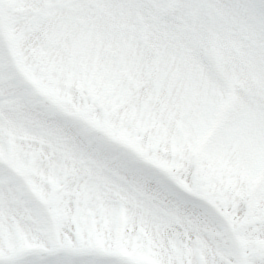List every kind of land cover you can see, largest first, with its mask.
Here are the masks:
<instances>
[{
    "label": "snow or ice",
    "instance_id": "obj_1",
    "mask_svg": "<svg viewBox=\"0 0 264 264\" xmlns=\"http://www.w3.org/2000/svg\"><path fill=\"white\" fill-rule=\"evenodd\" d=\"M0 264H264V0H0Z\"/></svg>",
    "mask_w": 264,
    "mask_h": 264
}]
</instances>
